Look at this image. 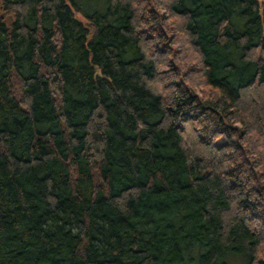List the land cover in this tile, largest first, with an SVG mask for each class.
Wrapping results in <instances>:
<instances>
[{"label":"trees","instance_id":"1","mask_svg":"<svg viewBox=\"0 0 264 264\" xmlns=\"http://www.w3.org/2000/svg\"><path fill=\"white\" fill-rule=\"evenodd\" d=\"M229 254L264 264V0H0V264Z\"/></svg>","mask_w":264,"mask_h":264},{"label":"rangeland","instance_id":"2","mask_svg":"<svg viewBox=\"0 0 264 264\" xmlns=\"http://www.w3.org/2000/svg\"><path fill=\"white\" fill-rule=\"evenodd\" d=\"M225 262L226 264H247V259L239 254H229Z\"/></svg>","mask_w":264,"mask_h":264},{"label":"water","instance_id":"3","mask_svg":"<svg viewBox=\"0 0 264 264\" xmlns=\"http://www.w3.org/2000/svg\"><path fill=\"white\" fill-rule=\"evenodd\" d=\"M6 21H7V22H9V19H8V17H6ZM259 53H260V50H259Z\"/></svg>","mask_w":264,"mask_h":264}]
</instances>
